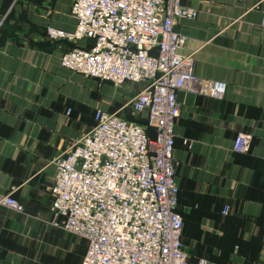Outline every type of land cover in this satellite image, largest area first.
<instances>
[{"label": "crops", "instance_id": "0c3cea01", "mask_svg": "<svg viewBox=\"0 0 264 264\" xmlns=\"http://www.w3.org/2000/svg\"><path fill=\"white\" fill-rule=\"evenodd\" d=\"M74 1L0 0V27L17 28L0 45V194L14 192L23 206H0V264H82L87 241L52 225L51 162L94 126L98 110L135 123L147 118L128 106L143 85L114 86L62 67L71 47H93L44 35L48 27L76 30ZM184 6L198 15L176 24L186 37L182 53L194 54L198 77L228 85L222 100L178 93L184 248L192 261L264 264V0ZM242 133L253 136L247 153L234 148Z\"/></svg>", "mask_w": 264, "mask_h": 264}, {"label": "built area", "instance_id": "2783aa9c", "mask_svg": "<svg viewBox=\"0 0 264 264\" xmlns=\"http://www.w3.org/2000/svg\"><path fill=\"white\" fill-rule=\"evenodd\" d=\"M71 13L76 30L48 27V39L94 46L65 52L62 67L114 86L143 85L128 106L148 124L96 112L94 126L51 162L52 225L87 241L82 264H214L190 261L177 212L178 93L222 100L228 88L198 77L194 54L182 53L186 37L176 24L198 12L184 0H75ZM252 141L239 134L235 151L249 152ZM0 206L23 212L14 192L0 194Z\"/></svg>", "mask_w": 264, "mask_h": 264}, {"label": "trees", "instance_id": "16d2710c", "mask_svg": "<svg viewBox=\"0 0 264 264\" xmlns=\"http://www.w3.org/2000/svg\"><path fill=\"white\" fill-rule=\"evenodd\" d=\"M15 31H17V28L15 27V26H10L9 25V23L6 21L1 27H0V34L2 35L1 36V39H0V45H3L4 43H5V41L7 40V39H11V38H13L14 37V35H15ZM44 35H47V31H45V33H44ZM85 40H88V41H90V42H92L93 43V46H94V40H92V39H85ZM58 42H68V41H58ZM58 42H55V43H58ZM49 43H47V44H40L39 46L40 47H43V48H46V46H49L48 45ZM70 44H73V43H70ZM34 46L36 45V44H33ZM50 47V46H49ZM76 46H73V47H71V49H73V48H75ZM48 48V47H47ZM46 48V49H47ZM84 49H88V48H84ZM91 49V48H90ZM95 124V123H94ZM139 124H141V125H144V126H147V118L143 121V122H139ZM147 131H148V133H149V135L151 136V137H154L155 136V130H153L152 128H148L147 129ZM179 194H180V188H179ZM178 198H179V196H178ZM177 212H178V209H177ZM183 246H184V244H183ZM184 250H185V248H184ZM186 252V251H185ZM187 253V252H186ZM188 255V254H187ZM189 256V255H188ZM190 259V258H189ZM191 262H197L198 260H196V261H192V260H190Z\"/></svg>", "mask_w": 264, "mask_h": 264}, {"label": "rangeland", "instance_id": "374dc122", "mask_svg": "<svg viewBox=\"0 0 264 264\" xmlns=\"http://www.w3.org/2000/svg\"><path fill=\"white\" fill-rule=\"evenodd\" d=\"M71 234H73V233H71ZM74 236H76V237H78V238H80V239H82V240H84L83 238H81V237H79V236H77V235H75V234H73Z\"/></svg>", "mask_w": 264, "mask_h": 264}]
</instances>
